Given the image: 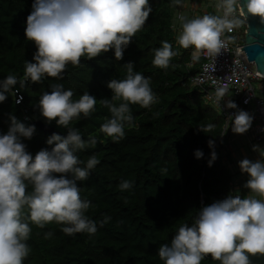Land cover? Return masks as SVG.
Returning <instances> with one entry per match:
<instances>
[{
  "label": "clouds",
  "instance_id": "clouds-1",
  "mask_svg": "<svg viewBox=\"0 0 264 264\" xmlns=\"http://www.w3.org/2000/svg\"><path fill=\"white\" fill-rule=\"evenodd\" d=\"M170 3L184 9L189 0ZM214 8V13L193 18L178 11L172 25L174 29L179 25L175 47L161 41L152 50L153 67L166 70L174 66L170 62L180 55L178 49H193V60L201 54L218 58L235 44V37L229 34L250 19L258 18L264 27V0H214ZM152 12L150 0H33L24 35L36 52L32 62L25 60L22 76L9 74L0 79V104L9 97L20 104L23 96L16 97L28 85L41 84L47 78L63 80L67 67L81 66L82 57L91 61L111 51L116 61L123 60L133 36ZM123 67L126 77L111 79L106 85L111 98L99 100L110 115L97 132L113 143L125 137L126 129L137 127L132 105L149 109L157 102L150 77L135 71L131 62ZM221 81L212 78L208 98L222 112L231 110L226 122L232 133L243 135L251 129L254 116L228 97V85ZM73 97L74 90L65 89L62 83L50 84V91L39 96L33 106L45 125L54 122L66 135L53 132L46 140L48 147L34 155L25 143L36 133L34 124L26 126L9 115L7 131L0 132V264H25L32 251L28 241L33 225L43 229L55 223L67 236L91 237L111 220L107 215L99 221L86 215L93 205L81 198L80 182L89 178L100 160L93 154L83 161L78 153L95 147L98 140L95 135L85 140L79 128L72 126L81 116L91 117L98 100L88 91L78 99ZM214 128L209 123L199 130L211 133ZM215 144V138L208 140L212 149L209 167L217 159ZM252 150L258 159L238 163L241 174L248 177L242 186L246 194L238 189L198 209L190 224L181 225L169 243L159 246L157 254L163 264H202L209 257L218 264H253L254 259L264 258V147L253 145ZM194 155L200 160L204 153L197 150ZM132 189V181L120 180V192ZM51 235L45 233V239Z\"/></svg>",
  "mask_w": 264,
  "mask_h": 264
},
{
  "label": "trees",
  "instance_id": "trees-1",
  "mask_svg": "<svg viewBox=\"0 0 264 264\" xmlns=\"http://www.w3.org/2000/svg\"><path fill=\"white\" fill-rule=\"evenodd\" d=\"M32 3L0 0V79L9 74L22 76L25 60L32 62L36 48L24 35ZM150 4L153 12L133 36L123 60L116 61L111 51L91 61L82 57L81 66L67 67L63 80L47 78L41 84L28 85L19 93L23 96L20 104L12 97L0 104V132L7 131L9 115L26 126L35 125L33 138L25 141L34 155L48 147L46 140L51 135L36 126V121L43 119L33 106L43 91H50V84L62 83L65 89H73L74 99L88 91L98 100L91 117L81 116L72 126L79 128L85 140L90 135L98 140L95 147L78 153L83 161L93 154L100 160L89 178L80 182L81 198L93 205L86 215L96 221L107 215L111 220L91 237L80 233L67 236L55 223L43 229L33 225L28 241L32 251L25 264H163L157 254L159 246L169 243L181 225L190 224L202 206L235 192L227 122L190 83L202 59L192 63V49H178L180 55L170 62L174 66L166 70L153 67L152 50L160 47L161 41L175 47L178 24L175 29L172 25L178 9L170 0H150ZM129 62L135 71L150 77L157 102L149 109L132 105L137 127L126 129L125 137L113 143L97 132L110 115L99 100L111 98L106 85L111 79H124L127 72L123 65ZM172 102L170 115L165 116ZM209 123L215 125L211 133L199 130ZM51 126L66 135L54 122ZM211 136L216 139L217 159L209 167ZM197 150L204 153L200 160L194 155ZM121 179L132 181L133 189L120 192ZM242 186L241 194H246ZM48 232L52 235L45 239ZM202 264L218 262L209 257Z\"/></svg>",
  "mask_w": 264,
  "mask_h": 264
},
{
  "label": "built area",
  "instance_id": "built-area-1",
  "mask_svg": "<svg viewBox=\"0 0 264 264\" xmlns=\"http://www.w3.org/2000/svg\"><path fill=\"white\" fill-rule=\"evenodd\" d=\"M199 1L194 0L190 18L202 14ZM229 35L235 37V44H230L224 50V54L218 58H209L201 54L202 62L199 70L190 76V83L192 86L199 88L206 102L213 105L218 112L224 115L226 120V115L231 110L225 109L222 112L207 95L213 90L211 85L212 78H222L221 82L227 84L229 88L228 97H231L240 109H254L258 117V124L254 128L255 139L264 141V95H259V92H263L262 82L264 81V76L256 70L253 63L249 62L244 50H242L244 44L243 26ZM193 51L192 49L191 54ZM196 61L193 60L192 63ZM255 83H258L259 91ZM19 96L20 94H18L17 99ZM245 100L248 103H244ZM25 120L29 121L30 118L25 117Z\"/></svg>",
  "mask_w": 264,
  "mask_h": 264
},
{
  "label": "crops",
  "instance_id": "crops-1",
  "mask_svg": "<svg viewBox=\"0 0 264 264\" xmlns=\"http://www.w3.org/2000/svg\"><path fill=\"white\" fill-rule=\"evenodd\" d=\"M193 3H194V0H189L187 8L178 9L177 12L178 11L184 12L190 18L191 7ZM199 5L201 7L202 14L208 13L210 10L215 11V8L213 7L214 0H200ZM178 29H179V25H178L177 31ZM241 109L244 110V108H241ZM249 109L250 108L246 109L245 111L248 112ZM256 125H257V122L253 120L251 129L243 135H237V134L232 133L229 127L227 129L228 135H229L228 149L231 152L230 168L235 175V179L233 183L234 191L238 189L240 190V187L244 184L247 178L246 175H242L240 172V169L238 167L239 161L245 158L250 159V160L258 159L257 153L252 150L253 145H260L261 147H264V141H258L255 139L254 128Z\"/></svg>",
  "mask_w": 264,
  "mask_h": 264
},
{
  "label": "water",
  "instance_id": "water-1",
  "mask_svg": "<svg viewBox=\"0 0 264 264\" xmlns=\"http://www.w3.org/2000/svg\"><path fill=\"white\" fill-rule=\"evenodd\" d=\"M264 27L259 25L258 18H252L247 22V34L244 40L243 48L249 62L253 63L256 70L264 76ZM240 46V45H238ZM174 102H172L165 110V116H169ZM42 131L52 134L57 132L63 135L60 131H57L52 126H46L42 120L36 121ZM253 264H264V258L254 259Z\"/></svg>",
  "mask_w": 264,
  "mask_h": 264
},
{
  "label": "rangeland",
  "instance_id": "rangeland-1",
  "mask_svg": "<svg viewBox=\"0 0 264 264\" xmlns=\"http://www.w3.org/2000/svg\"><path fill=\"white\" fill-rule=\"evenodd\" d=\"M243 28H244V26H243ZM262 84H263V92H262V93L259 92V95H264V81L262 82ZM255 85L257 86L258 91H259V85H258V83H255ZM248 112H249L251 115L254 116V120H255V121L257 122V124H258V117L256 116L254 109H253V108H250ZM228 127L230 128V125L227 124V129H228Z\"/></svg>",
  "mask_w": 264,
  "mask_h": 264
},
{
  "label": "flooded vegetation",
  "instance_id": "flooded-vegetation-1",
  "mask_svg": "<svg viewBox=\"0 0 264 264\" xmlns=\"http://www.w3.org/2000/svg\"><path fill=\"white\" fill-rule=\"evenodd\" d=\"M246 28H243V33H244V40L247 34V23L245 24Z\"/></svg>",
  "mask_w": 264,
  "mask_h": 264
}]
</instances>
